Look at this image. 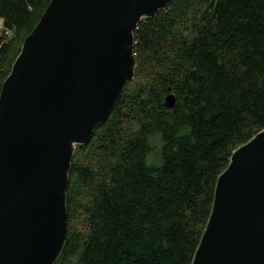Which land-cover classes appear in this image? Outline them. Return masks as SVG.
<instances>
[{"label": "trees", "instance_id": "obj_1", "mask_svg": "<svg viewBox=\"0 0 264 264\" xmlns=\"http://www.w3.org/2000/svg\"><path fill=\"white\" fill-rule=\"evenodd\" d=\"M50 1L0 0V93ZM135 41L134 80L76 148L56 264H192L218 177L264 130V0H173Z\"/></svg>", "mask_w": 264, "mask_h": 264}, {"label": "water", "instance_id": "obj_2", "mask_svg": "<svg viewBox=\"0 0 264 264\" xmlns=\"http://www.w3.org/2000/svg\"><path fill=\"white\" fill-rule=\"evenodd\" d=\"M172 2L51 0L24 40L0 93V264L58 261L76 148L134 80L141 21ZM192 264H264V130L218 177Z\"/></svg>", "mask_w": 264, "mask_h": 264}, {"label": "rangeland", "instance_id": "obj_3", "mask_svg": "<svg viewBox=\"0 0 264 264\" xmlns=\"http://www.w3.org/2000/svg\"><path fill=\"white\" fill-rule=\"evenodd\" d=\"M0 24H1V26H2V23H0ZM4 27H5V26H4ZM3 30H4V29H3ZM7 37H8V39H13V38H14V31H12V34L8 35ZM139 81H141V80H138V79H137V82H139ZM131 124H132V122H128L127 124H124V127H126V130H128V129H129L130 131L132 130V129H131ZM154 144H155V143H154ZM157 144H159V142H157ZM160 146H161V143H160ZM160 146H159V147H160ZM82 155L85 156V155H86L85 152H82ZM104 158L110 160V157H109V156H104Z\"/></svg>", "mask_w": 264, "mask_h": 264}, {"label": "built area", "instance_id": "obj_4", "mask_svg": "<svg viewBox=\"0 0 264 264\" xmlns=\"http://www.w3.org/2000/svg\"><path fill=\"white\" fill-rule=\"evenodd\" d=\"M0 23H2V26L0 24V35H3L6 38H8L7 36L10 35V34H12V30L6 27L5 21L2 18H0Z\"/></svg>", "mask_w": 264, "mask_h": 264}]
</instances>
